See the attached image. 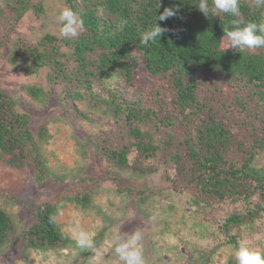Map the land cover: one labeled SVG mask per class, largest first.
Segmentation results:
<instances>
[{"label": "trees", "instance_id": "obj_1", "mask_svg": "<svg viewBox=\"0 0 264 264\" xmlns=\"http://www.w3.org/2000/svg\"><path fill=\"white\" fill-rule=\"evenodd\" d=\"M64 2L84 20L78 37L66 40L46 33L36 42L11 43L4 31L0 48H8L9 60L23 62L28 73L45 68L48 84L61 85L66 98L111 117L115 126L98 136L95 153L112 168L141 177L162 167L167 180L189 192L191 229L204 248L198 257L201 264H207L215 251L234 250L243 239L260 246L264 48L223 52V30L231 29L235 18L224 14L206 18L194 6L196 0H159L158 9V0ZM1 3L0 14L8 18L11 30L27 11L36 15L43 11L36 0ZM252 3L240 0L239 18L264 22V8L256 9ZM177 6V17L157 21L172 31L159 42L141 45L139 35L154 22L155 9L158 14L164 7ZM141 69L152 82L149 87L138 83ZM26 89L33 99L47 98L40 86L30 84ZM13 104L0 88V159L42 183L48 167L41 146L50 134L41 126L34 135L28 114ZM102 180H77L64 193L44 201L28 198L35 213L19 231L13 216L0 208V250L9 243L11 250L42 251L75 245L56 223V212L63 202L89 207ZM127 190L141 201L154 193ZM6 192L0 189V198L6 199ZM218 208L224 213L215 215L212 211ZM92 249H80V254ZM227 264H236L233 254Z\"/></svg>", "mask_w": 264, "mask_h": 264}, {"label": "rangeland", "instance_id": "obj_2", "mask_svg": "<svg viewBox=\"0 0 264 264\" xmlns=\"http://www.w3.org/2000/svg\"><path fill=\"white\" fill-rule=\"evenodd\" d=\"M36 1L43 11L39 15L27 11L12 30L7 28L8 18L0 14V36L8 32L11 43L17 39L36 42L46 33L59 36L57 17L67 7L64 0ZM9 59L8 48H0V88L12 99L17 111L28 114L34 135L41 126L50 134L41 146L48 167V178L42 183L38 184L31 173L10 167L0 159V189L7 191L6 199L0 198V208L13 216L17 230L27 226L34 216L35 207L28 198L36 196L44 201L64 193L77 180L86 183L94 182L95 178L104 180L96 185L89 207L63 202L54 217L73 240L72 230L77 225L78 230L98 236L94 240L99 244L89 253L80 254L76 245L46 251L22 247L11 250L9 243L0 250V264H119L112 245L117 226L121 234L137 229L143 232L145 264H201L202 257L200 260L198 257L204 248L191 229L194 215L188 204L189 192L167 180L162 167L141 177L112 168L95 153L98 136L115 126L111 117L101 109H91L66 98L61 85L48 84L45 68L28 73L23 62ZM137 80L145 87L152 84L142 69ZM30 84L42 87L47 98L33 99L26 89ZM130 188L154 193L141 201L139 195L127 190ZM212 212L224 213L220 208ZM103 227L107 229L99 235ZM258 247L264 248V234ZM233 252L215 251L207 264H227Z\"/></svg>", "mask_w": 264, "mask_h": 264}, {"label": "clouds", "instance_id": "obj_3", "mask_svg": "<svg viewBox=\"0 0 264 264\" xmlns=\"http://www.w3.org/2000/svg\"><path fill=\"white\" fill-rule=\"evenodd\" d=\"M206 17H220L221 14L234 17L231 20V29L223 30V52L233 49L239 53L243 50H254L264 48V22H245L241 17L240 0H196L194 5ZM160 7L159 0L156 9ZM252 7L264 8V0H253ZM155 9L154 22L147 27L140 35V44L149 46L159 42L160 37L171 32L166 26H161L157 21H166L177 17L179 8L164 7L162 12L157 14ZM60 38L70 40L78 37L84 30V20L78 12L69 7L60 10L58 17ZM120 226L112 236V245L119 264H145L143 249V232L134 230L130 233L120 232ZM75 245L79 249H92L95 247L94 233L74 228L72 230ZM259 240L260 237L255 238ZM233 257L236 264H264V248L254 246L251 240L243 239L235 246Z\"/></svg>", "mask_w": 264, "mask_h": 264}]
</instances>
